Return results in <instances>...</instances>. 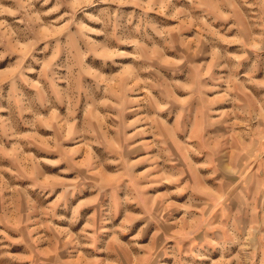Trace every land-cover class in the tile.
<instances>
[{
  "label": "rangeland",
  "instance_id": "obj_1",
  "mask_svg": "<svg viewBox=\"0 0 264 264\" xmlns=\"http://www.w3.org/2000/svg\"><path fill=\"white\" fill-rule=\"evenodd\" d=\"M0 264H264V0H0Z\"/></svg>",
  "mask_w": 264,
  "mask_h": 264
}]
</instances>
